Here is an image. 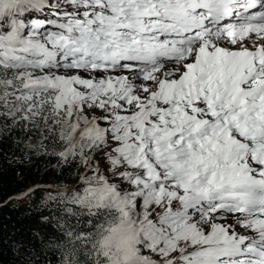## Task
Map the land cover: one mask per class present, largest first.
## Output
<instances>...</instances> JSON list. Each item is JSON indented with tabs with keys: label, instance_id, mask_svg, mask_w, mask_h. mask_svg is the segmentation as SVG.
<instances>
[{
	"label": "snow or ice",
	"instance_id": "1",
	"mask_svg": "<svg viewBox=\"0 0 264 264\" xmlns=\"http://www.w3.org/2000/svg\"><path fill=\"white\" fill-rule=\"evenodd\" d=\"M21 130L78 173L55 264H264V0H0Z\"/></svg>",
	"mask_w": 264,
	"mask_h": 264
},
{
	"label": "trees",
	"instance_id": "2",
	"mask_svg": "<svg viewBox=\"0 0 264 264\" xmlns=\"http://www.w3.org/2000/svg\"><path fill=\"white\" fill-rule=\"evenodd\" d=\"M23 135L22 130L14 132L0 143V264H25L21 245L43 264L48 260L55 264L47 242L58 233L55 221L44 220L56 215L48 190L71 186L78 173L39 151L33 155L31 150L18 148L16 140ZM40 185L44 186L30 193L29 203L20 204L18 198Z\"/></svg>",
	"mask_w": 264,
	"mask_h": 264
},
{
	"label": "clouds",
	"instance_id": "3",
	"mask_svg": "<svg viewBox=\"0 0 264 264\" xmlns=\"http://www.w3.org/2000/svg\"><path fill=\"white\" fill-rule=\"evenodd\" d=\"M52 183V182H51ZM44 186V185H43ZM42 186V187H43ZM42 187H39V188H42ZM52 188H56V187H52ZM36 189H38V188H34V189H30V190H28L25 194H23V196H21L20 198H18V201L20 202V204H27V203H29V201L28 202H24V200H23V197H25L26 195H28V199H29V197H30V193L32 192V191H34V190H36ZM27 197V196H26Z\"/></svg>",
	"mask_w": 264,
	"mask_h": 264
},
{
	"label": "rangeland",
	"instance_id": "4",
	"mask_svg": "<svg viewBox=\"0 0 264 264\" xmlns=\"http://www.w3.org/2000/svg\"><path fill=\"white\" fill-rule=\"evenodd\" d=\"M43 185H40V186H37L36 188H39V187H42ZM27 196V197H26ZM25 197H23V200H24V202L26 203V202H28L29 201V199H28V195H26Z\"/></svg>",
	"mask_w": 264,
	"mask_h": 264
}]
</instances>
